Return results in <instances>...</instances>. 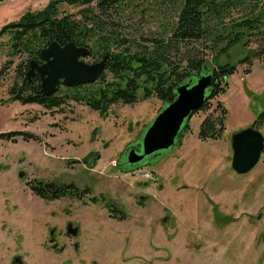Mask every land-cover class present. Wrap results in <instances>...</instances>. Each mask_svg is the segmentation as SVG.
<instances>
[{"label":"rangeland","instance_id":"374dc122","mask_svg":"<svg viewBox=\"0 0 264 264\" xmlns=\"http://www.w3.org/2000/svg\"><path fill=\"white\" fill-rule=\"evenodd\" d=\"M49 2L1 4L0 30ZM123 3L120 30L161 38L171 35L184 0ZM81 8L60 5L77 19ZM250 14L234 9L226 23ZM218 35L220 41L225 34ZM250 37L219 59L207 49L209 40L175 51L177 60L203 59L211 71L227 63L238 65V71L208 111L191 117L181 144L130 171L127 149L142 148L147 128L165 107L161 100L142 95L137 104L112 106L105 117L73 101L51 111L22 105L10 99V89L20 82L16 69L25 60L16 58L0 75V133L24 131L32 137L0 140V264H15L16 258L22 264H264V154L247 174L232 167L233 137L264 112V37ZM8 41L0 39V71L9 61ZM251 53L258 59L252 58V66L242 64ZM248 68L252 72L246 75ZM218 102L228 110L226 130L219 140L202 141L200 124ZM34 181L91 193L84 201L46 202L30 190ZM91 197H105L117 214ZM120 212L127 219L120 220ZM68 225L78 230L75 236Z\"/></svg>","mask_w":264,"mask_h":264},{"label":"trees","instance_id":"16d2710c","mask_svg":"<svg viewBox=\"0 0 264 264\" xmlns=\"http://www.w3.org/2000/svg\"><path fill=\"white\" fill-rule=\"evenodd\" d=\"M7 1L10 0H0V5ZM62 3L82 7L78 13L80 18L61 12ZM123 4V0H50L43 10L27 12L18 21L5 25L0 30V39L9 38L5 52L9 61L1 69L0 75L5 68L14 64L16 58H25L16 69L20 82L10 89V99L22 105L37 104L50 111L73 101L105 117L112 106L137 104L142 95L146 100L156 97L168 105L175 100L180 85L194 84L199 77L213 74L216 81L207 91L204 105L194 116L200 111H208L210 102L227 92L228 80L238 71V65L227 63L211 71L203 59L177 60L175 51L185 44L209 40L211 43L207 49L214 51V58L219 59L233 47L247 42L252 35L264 37V0H184L171 35L161 38L133 35L120 30L118 17L122 14ZM239 8L249 10L253 16L250 14L228 25L226 19L229 14ZM220 32L225 35L219 41ZM52 41H57L61 46L74 42L79 47L88 48L87 58H92L94 63L108 56L105 71L93 84L76 87L61 84L53 95L40 94L39 75L30 81L27 73L32 61L42 63L41 52ZM222 42L224 45L219 47ZM1 46L3 43H0ZM257 55L251 53L241 63L252 66V58L258 59ZM251 72V68L245 70L246 75ZM227 115L228 110L222 102H218L215 113L201 123L199 139L219 140L226 130ZM190 122L191 118L185 121L177 144L182 143L190 130ZM252 127L264 135V112L255 118ZM17 137L28 140L32 135L24 131L0 133V140L13 141ZM130 170L133 169L127 171ZM29 187L35 196L45 201L61 198L84 201L91 193L89 189L79 190L74 185L64 183L47 188L40 181H34L29 183ZM90 200L102 203L112 215L117 214L105 197H91ZM118 214L120 220L127 219L126 214Z\"/></svg>","mask_w":264,"mask_h":264},{"label":"water","instance_id":"95a60500","mask_svg":"<svg viewBox=\"0 0 264 264\" xmlns=\"http://www.w3.org/2000/svg\"><path fill=\"white\" fill-rule=\"evenodd\" d=\"M88 55V48L79 47L74 42L61 46L57 41H52L41 52L42 63H30L27 78L32 81L38 74L40 94L45 96L53 95L61 84L65 87L93 84L105 71L109 57L105 56L101 62L88 63L85 61ZM215 81L213 74H207L199 77L194 84L180 85L175 100L165 105L147 128L142 140V153L131 149L127 163L137 165L146 158L153 157L151 160H154L169 152L178 143L185 121L204 105L207 91ZM232 149L234 171L240 175L247 174L257 166L263 155L264 135L254 127H249L233 137ZM23 176L22 173L20 177ZM77 232L69 225L68 234L75 236ZM14 263L22 264L18 258Z\"/></svg>","mask_w":264,"mask_h":264},{"label":"flooded vegetation","instance_id":"af4514ba","mask_svg":"<svg viewBox=\"0 0 264 264\" xmlns=\"http://www.w3.org/2000/svg\"><path fill=\"white\" fill-rule=\"evenodd\" d=\"M131 149H136L140 154L142 153V148H136L135 146H130L128 149H127V153H126V158H127V155H128V152L131 150ZM159 155V154H158ZM161 155V154H160ZM159 155V156H160ZM156 157H158V156H156ZM155 157V158H156ZM148 159H153V157H149V158H146L142 163H140V164H137V165H129L128 163H127V159H126V161H125V167L127 168V169H136V168H140V167H144V166H146V165H149L150 164V162H149V160ZM45 187H47V188H55V186H56V184H52V185H49V186H47V185H44ZM38 197V196H37ZM40 198V197H39ZM42 199V198H41ZM61 199H64V198H61ZM61 199H56V200H53V201H58V200H61ZM66 199H70V198H66ZM42 200H44V199H42ZM45 201V200H44ZM53 201H46V202H53ZM68 227H69V225L67 226V229H68Z\"/></svg>","mask_w":264,"mask_h":264},{"label":"crops","instance_id":"0c3cea01","mask_svg":"<svg viewBox=\"0 0 264 264\" xmlns=\"http://www.w3.org/2000/svg\"><path fill=\"white\" fill-rule=\"evenodd\" d=\"M201 125V124H200Z\"/></svg>","mask_w":264,"mask_h":264}]
</instances>
